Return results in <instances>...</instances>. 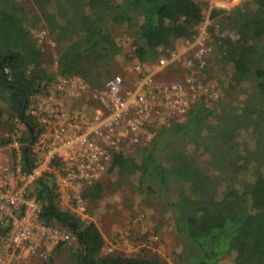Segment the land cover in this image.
I'll return each instance as SVG.
<instances>
[{
    "label": "trees",
    "instance_id": "16d2710c",
    "mask_svg": "<svg viewBox=\"0 0 264 264\" xmlns=\"http://www.w3.org/2000/svg\"><path fill=\"white\" fill-rule=\"evenodd\" d=\"M33 1L41 6L53 2ZM61 2L59 13H48L46 17L56 22L59 18L62 20V24H59L62 35L70 29L78 36L59 52L57 72H50L45 67H31L40 51L29 35L20 32L21 21L17 23L11 19L12 15L22 9L19 1L0 0V99L6 103V108L0 103V127L16 123L15 119H19L27 132V135L21 137L23 151H26L40 131L36 121L27 114L31 95L58 75H79L88 81L87 72L103 66L105 60L121 53L119 43L108 28L110 23L123 25L125 22L133 30L135 49L130 60L134 63H149L156 60L163 51L173 49L177 40L191 38L199 23L204 20L203 8L198 0ZM248 3L253 7L245 10L216 7L212 10L211 18L223 14L221 25H227L229 30L241 35L238 39L218 36L215 29L211 28V41L216 46L215 61L220 70H228L229 66L233 70L234 86L246 80L251 81L255 94L261 99L257 112L263 120L264 0H249ZM161 45L162 50L159 49ZM109 77L88 82L100 86ZM221 78H225L223 71ZM256 101L255 96H249L247 107L242 109L240 115L238 110L230 108L238 116L236 113H223L218 118L216 104L210 105L212 102L202 100L191 108L184 122H174L165 130V137L168 136L165 141L160 139L161 134L151 147L141 153V163H136L122 152L114 154V166L126 171L128 168L131 172L138 171V182L146 192L155 194L166 207L174 209L176 228L185 234L189 242L192 259L189 264H217L224 252L235 254V264H264V174L254 168L257 179L245 180L240 187H236L229 177V172L246 173L252 162H259L260 153H264V132L258 133L256 149L244 148L240 151L237 145H220L223 143L222 137L228 136L225 134L227 129H220L218 133L208 130L213 119H216L217 126L235 131L247 125L248 115L255 108ZM232 118L235 122H231ZM191 132H194L197 146L193 150L179 142ZM11 140L12 137L0 136V144ZM209 144L212 146L208 151L218 162L215 175L200 168L198 163L199 149ZM163 149L170 152L167 163L161 160ZM31 150L30 147L29 155ZM28 163L29 167L34 166L31 158ZM175 183L188 186V192H182L176 200H169L164 195L172 190ZM222 185H225L223 190L220 189ZM55 188L50 177L41 178L36 184V192L44 202L42 217L48 225L59 224L68 228L76 237L79 244L77 264H162L155 259L117 253L103 254L106 242L98 225L94 221L82 219L69 209L57 207L55 200L58 193ZM101 194L100 183L88 186L82 193L88 201L97 200ZM60 246L62 243L56 249ZM43 264H53L52 259Z\"/></svg>",
    "mask_w": 264,
    "mask_h": 264
},
{
    "label": "built area",
    "instance_id": "2783aa9c",
    "mask_svg": "<svg viewBox=\"0 0 264 264\" xmlns=\"http://www.w3.org/2000/svg\"><path fill=\"white\" fill-rule=\"evenodd\" d=\"M229 1V7L221 1L217 6L232 10L243 0ZM210 17L191 38L180 40L181 48L163 51L149 63L136 61L100 86L79 75H58L31 95L27 114L39 133L26 151L15 136L0 144V264H32L76 238L43 219L44 202L36 192L41 178L54 181L57 207L87 217L82 193L104 180L115 153L144 151L174 122H184L197 103L219 101L222 81ZM174 70L181 73L178 79L163 78ZM112 253L123 255L114 247L105 249Z\"/></svg>",
    "mask_w": 264,
    "mask_h": 264
},
{
    "label": "rangeland",
    "instance_id": "374dc122",
    "mask_svg": "<svg viewBox=\"0 0 264 264\" xmlns=\"http://www.w3.org/2000/svg\"><path fill=\"white\" fill-rule=\"evenodd\" d=\"M18 1L22 9H19L16 14L12 15L11 19L17 23L21 21L20 32L23 35H29L35 41L36 47L40 51L34 58L35 60L31 64V67H45L50 72H57L59 52L78 36L74 31H70V29L66 31V34L62 35L59 29L62 20L59 18L58 22H56L52 18L48 20L46 17L48 13L54 15L59 13L62 0H53V2L44 6L35 3L33 0ZM114 1L119 3L122 0ZM220 1L222 4L228 5L227 7L230 6L229 0H198V3L203 8L205 21L206 17L211 15L214 8H220L217 6V3ZM248 1L243 0L234 9L245 10L252 8L253 5H249ZM222 16L223 14L216 18L210 17V30L214 28L218 36H229L232 39H238L241 35L240 33L229 30L227 25H221L220 19ZM108 28L113 32L114 38L119 43L122 51L111 59L105 60L104 62L106 63L103 66L87 72L86 77L91 82L106 79L116 73L125 74L134 65V62L130 60L135 49L133 30L125 22L123 25L110 23ZM181 45V42L177 40L174 48H181ZM162 48L163 45L159 47L160 50ZM85 64H87L86 61ZM174 71L164 73L163 78L178 79L181 73H176V70ZM222 71L225 73V78H221V97L219 101L210 104L214 103L218 107V118L222 117L225 113L226 115H234L236 112L231 111L233 108L238 110L237 113L240 115L243 112L242 109L245 110V107H247L249 96H255L257 101L254 104L255 108L248 115V124L242 128L239 127L235 131V129L230 130L229 128L220 127V125H216V119H213L211 125L209 124L210 127L208 126V130H215L216 133L220 129L228 130L225 132L228 136L222 137L221 141L223 143L220 145L225 144L226 147H230L232 144L234 146L237 145L240 151H243L244 148L248 150L256 149L258 133L264 132V118L262 120L261 115L257 112L261 99L257 96V93L255 94L256 91L252 88L251 81L246 80L241 85L234 86L232 82L233 70L231 67L229 66L228 70L227 68L226 70L222 68L220 70L221 74ZM86 101L85 99L84 102ZM0 103L6 108L4 100L0 99ZM261 107V109H264V104ZM234 119L232 118L231 122ZM165 130L161 132L162 135L160 134L162 141L168 138V136L165 137ZM205 132L207 133L208 131L205 130ZM2 135L21 138L27 135V132L25 131V126L22 124L12 123L0 127V136ZM193 135L194 132H191L179 142L185 144L188 149L193 150L197 148ZM211 146L212 144H209L207 147L199 149L200 157L198 163L200 168L209 174L215 175L217 173L218 162L211 151H208ZM161 152V160L167 163L170 152L166 149H163ZM141 153L143 151L137 152L131 150L125 153V155L132 157L136 163H141ZM259 157V162H252L248 172L239 174L229 172V177L236 187H240L245 180L255 181L257 179V174H254V168L262 171L264 174V153H260ZM129 170L130 172H128ZM138 177V171L131 172L130 168L126 171V169H120L112 165L104 180L100 183L102 188L101 196L97 200H87L88 216H81V218L94 221L99 229L101 227L107 234L109 233L102 251L103 254H105L107 247H114L115 252L123 253L125 256L141 257L150 260L155 259L162 264H189L192 260L189 242L184 236L185 234L176 228L174 209L166 207L161 198H158L155 194L146 192L145 188L139 184ZM222 187L225 188V185L221 186V190H223ZM182 192H188V186L175 183L172 190L169 193L166 192L167 194L164 196L169 200H176ZM163 198L166 199L165 197ZM155 235H158V241L153 240ZM78 247L79 244L76 238L71 239L70 241L63 242L60 248H55L47 257L39 258L32 264H43V262L50 259H52L53 264H77L76 252ZM234 258L235 254L233 252H224L217 264H235Z\"/></svg>",
    "mask_w": 264,
    "mask_h": 264
},
{
    "label": "crops",
    "instance_id": "0c3cea01",
    "mask_svg": "<svg viewBox=\"0 0 264 264\" xmlns=\"http://www.w3.org/2000/svg\"><path fill=\"white\" fill-rule=\"evenodd\" d=\"M100 230H101V232H102V234L104 236V239L106 241L107 237H109V233L107 234L104 230L101 229V227H100Z\"/></svg>",
    "mask_w": 264,
    "mask_h": 264
},
{
    "label": "water",
    "instance_id": "95a60500",
    "mask_svg": "<svg viewBox=\"0 0 264 264\" xmlns=\"http://www.w3.org/2000/svg\"><path fill=\"white\" fill-rule=\"evenodd\" d=\"M31 131H33V128H31ZM27 149H28V148H27ZM27 149H26V150H27Z\"/></svg>",
    "mask_w": 264,
    "mask_h": 264
}]
</instances>
